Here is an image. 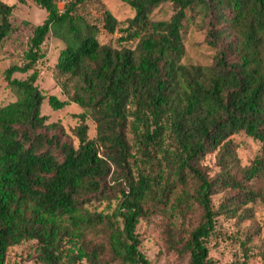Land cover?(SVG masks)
<instances>
[{
    "label": "trees",
    "instance_id": "trees-1",
    "mask_svg": "<svg viewBox=\"0 0 264 264\" xmlns=\"http://www.w3.org/2000/svg\"><path fill=\"white\" fill-rule=\"evenodd\" d=\"M33 1L48 16L34 31L24 65L6 71L20 99L0 108V264L10 248L28 241L38 242L42 264H108L106 253L118 264H151L140 251L137 226L172 199L182 205V222L174 216L168 222L167 249L189 255L190 264H215L206 244L216 215L243 219L248 205H264V0H125L135 16L121 48L102 44L99 26L78 13L100 0H72L63 12L59 0ZM166 4L173 16L156 20ZM12 14L0 1V47L12 31ZM104 23L109 34L119 26L110 12ZM190 25L205 32L209 63L190 57ZM50 34L65 43L57 68L68 100L51 96L48 104L85 111L75 130L78 147L62 143L63 129L41 114L46 99L35 67ZM31 71L25 80L13 78ZM131 117L139 127L137 154L149 168L137 178L129 167ZM89 118L97 126L92 140ZM242 134L260 143L244 168L232 141ZM213 153L220 172L210 178L201 162ZM120 172L128 189H116L114 197L108 182L119 181ZM224 190L214 212L213 197ZM115 199V214L86 209ZM196 208L202 219L191 228L188 215ZM77 240L80 246H72Z\"/></svg>",
    "mask_w": 264,
    "mask_h": 264
},
{
    "label": "rangeland",
    "instance_id": "rangeland-1",
    "mask_svg": "<svg viewBox=\"0 0 264 264\" xmlns=\"http://www.w3.org/2000/svg\"><path fill=\"white\" fill-rule=\"evenodd\" d=\"M1 2L13 7V14L10 18L12 31L0 47V108L17 102L21 95L12 88L6 81V71L12 66H23L26 59V53L30 49V42L33 38L36 27L42 25L47 19V12L40 6H37L33 0H0ZM61 12L64 8L59 6ZM110 12L118 22V27L114 34H109L104 29V14ZM79 15L97 24L101 30L99 40L104 45H111L115 48H121L127 44L123 37V30L127 27V21L134 18L135 11L125 2V0H100L99 2L87 3L79 8ZM171 4H166L156 11V20H169L173 16ZM190 38L186 43L187 51L194 60L206 64L212 59V53L202 44L205 32H195V27L190 25ZM195 43L193 46L192 44ZM128 45V44H127ZM65 48V43L48 35L41 49L43 58L40 59L35 67L39 74L37 86L45 97L42 105L41 114L48 117L47 124H59L63 131L58 130L57 134L61 136L62 143L78 147L80 140L75 130L81 122L78 115L85 111L76 104H71L63 110L55 111L49 104L48 99L51 96L59 100L66 101L68 97L63 94L61 88V76L57 68L61 51ZM28 74H15L14 79L25 80ZM89 127L88 137L90 140L97 137V126L92 119H87ZM138 121L133 117L129 121L127 131L128 141L132 147L134 158H130L129 167L132 176L137 178L140 172H148V167L143 165V161L137 154L139 151L140 138L138 137ZM54 133H50L53 135ZM236 146V154L241 167H247L257 156L260 150V143L245 134L236 135L232 138ZM169 148V141L166 139L158 152L160 159H164ZM217 153L208 155L202 162L201 167L207 175L212 178L220 172L218 167ZM109 188L128 189L125 177L120 172L119 181L109 180ZM117 185V186H115ZM229 190H224L213 197V211L220 212L219 205L225 199ZM118 199V198H117ZM180 207V208H177ZM182 205H177L174 200H165V203L157 206L156 214H152L150 219H141L136 230L140 239V251L148 258L151 264H190L189 255H179L170 251L166 246V227L171 217L175 221L182 222L178 209ZM249 211L244 218H229L226 215L218 214L215 217V231L207 240V247L210 251V258L215 264H264V205L260 202L256 205L247 206ZM88 210L106 212L115 214L118 212L117 200L94 204L87 207ZM147 209L152 212L151 205ZM249 216V217H248ZM189 227L200 225L202 214L196 208L194 213L188 215ZM116 227L122 230L121 222ZM80 241L77 240L72 246L79 247ZM70 246V244H69ZM40 247L37 241H28L19 246L10 248L5 264H42L39 261ZM112 255L106 253L104 260L108 264H118L112 262ZM88 264L86 260L81 262Z\"/></svg>",
    "mask_w": 264,
    "mask_h": 264
},
{
    "label": "built area",
    "instance_id": "built-area-1",
    "mask_svg": "<svg viewBox=\"0 0 264 264\" xmlns=\"http://www.w3.org/2000/svg\"><path fill=\"white\" fill-rule=\"evenodd\" d=\"M70 1L72 0H59L58 6H62L63 8H65L66 4L69 3Z\"/></svg>",
    "mask_w": 264,
    "mask_h": 264
}]
</instances>
